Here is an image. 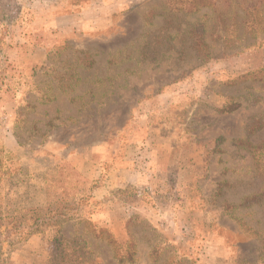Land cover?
<instances>
[{
    "label": "rangeland",
    "instance_id": "obj_1",
    "mask_svg": "<svg viewBox=\"0 0 264 264\" xmlns=\"http://www.w3.org/2000/svg\"><path fill=\"white\" fill-rule=\"evenodd\" d=\"M10 109L0 264H264V0H0Z\"/></svg>",
    "mask_w": 264,
    "mask_h": 264
},
{
    "label": "crops",
    "instance_id": "obj_2",
    "mask_svg": "<svg viewBox=\"0 0 264 264\" xmlns=\"http://www.w3.org/2000/svg\"><path fill=\"white\" fill-rule=\"evenodd\" d=\"M67 17V16H66ZM72 17H75L76 20L79 19V13L76 12V14ZM56 19V18H55ZM58 22V21H57ZM56 21H52V19L49 20L47 23L49 27H56L58 26ZM83 23V21H82ZM77 25L76 28L80 27H85L84 24ZM97 26V23H88L87 28L90 30H94L92 28H95ZM69 30V28H68ZM71 30V29H70ZM43 49V48H42ZM42 52L36 50L35 54L33 57H30V64L32 66L39 64L41 61V56ZM14 115V110L10 109L6 112H4L1 115L0 118V130L4 132L2 141L4 142V150L6 152H16L17 151V143L16 140L13 138L12 134V119ZM52 159V158H51ZM51 159L48 160L51 162ZM122 165V163H120ZM95 171V170H94ZM141 170L138 171H131V170H126L123 167H120V165H115L114 168H112V171H110V174L104 180L93 192L92 196L94 197V200L97 202L103 201L105 197H107L110 192L115 189V188H120L123 186H140V185H145L147 183V178H150L153 173H150V177L148 176L147 172H143V174L140 172ZM152 171V170H151ZM91 179V178H90ZM3 185V183H2ZM45 186V182L43 183ZM6 194L8 193V190L5 192ZM46 195V191H44V196ZM105 205V203L103 204Z\"/></svg>",
    "mask_w": 264,
    "mask_h": 264
},
{
    "label": "trees",
    "instance_id": "obj_3",
    "mask_svg": "<svg viewBox=\"0 0 264 264\" xmlns=\"http://www.w3.org/2000/svg\"><path fill=\"white\" fill-rule=\"evenodd\" d=\"M248 8H249V6H248ZM248 8H246L245 11L249 10ZM250 11H251V10H250ZM252 12H253V11H252ZM248 13H249V12H248ZM198 38H199V37H198ZM198 38L195 39V42H196V50H197L198 52H200L202 46H201V44L199 43V42H200V38H199V39H198ZM233 110H234V106H226L222 111L225 112V113H230V112H232ZM129 225H130V221H128V223H127L128 230H129ZM129 235H130V237H131V233H129ZM130 245H131V244H130ZM131 247H132V245H131V246L128 245V249H127L126 252H124L123 254L118 255V256L115 257V260H116L117 263L122 264V263H126V262H131V261H132L133 253L130 252ZM79 249H80V252H81V251H82V248H79ZM79 249H78V250H79ZM155 250L158 251V254H159V255H161V254H160L161 249H160L159 247H157ZM154 252H155V251H154ZM83 258H84L83 255L78 256V260H80V259H82V260H81L80 262H78L77 264H85L86 261H83ZM179 263H180V262L177 261V262H175L174 264H179Z\"/></svg>",
    "mask_w": 264,
    "mask_h": 264
}]
</instances>
